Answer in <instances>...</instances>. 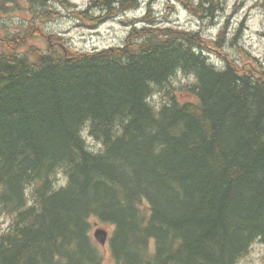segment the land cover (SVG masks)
Returning <instances> with one entry per match:
<instances>
[{
    "label": "trees",
    "instance_id": "obj_1",
    "mask_svg": "<svg viewBox=\"0 0 264 264\" xmlns=\"http://www.w3.org/2000/svg\"><path fill=\"white\" fill-rule=\"evenodd\" d=\"M178 1L213 19L226 3ZM139 5L75 11L103 22ZM154 14L93 51L0 38V264H239L264 246V67L213 62L227 25L211 46ZM93 219L114 228L111 263Z\"/></svg>",
    "mask_w": 264,
    "mask_h": 264
},
{
    "label": "rangeland",
    "instance_id": "obj_2",
    "mask_svg": "<svg viewBox=\"0 0 264 264\" xmlns=\"http://www.w3.org/2000/svg\"><path fill=\"white\" fill-rule=\"evenodd\" d=\"M3 1L0 0V38L7 33L14 35L18 32H30L25 38L21 34V41H25V44L18 48L19 51L25 50L28 45L47 49L53 44L55 48L63 51L75 52L120 46L125 41L133 22H136L135 18H139L152 6L156 17L161 18L159 21L161 24L203 32L207 44L211 46L221 28L227 25V34L231 36L227 35L221 47L213 50V59L224 61L226 56L245 57L250 58L259 67L260 64L264 67V7L257 6L259 4L257 0H224L226 3L223 9L218 11L216 19L196 16L178 0H139L140 5L128 12L125 17L110 18L103 22L76 17L75 10L86 7L89 0H49L45 6L37 2L32 3L31 0H6L5 3ZM240 28L242 35L235 40L233 35ZM30 34L38 35L29 39ZM186 80L182 74L175 81L183 83ZM99 223L109 231L114 229L107 223L101 221ZM103 251L105 261L111 263L113 257L110 246L103 247ZM263 260L264 246L255 243L239 264H263Z\"/></svg>",
    "mask_w": 264,
    "mask_h": 264
},
{
    "label": "water",
    "instance_id": "obj_3",
    "mask_svg": "<svg viewBox=\"0 0 264 264\" xmlns=\"http://www.w3.org/2000/svg\"><path fill=\"white\" fill-rule=\"evenodd\" d=\"M99 236H102L100 239L102 241V243H105L106 239H107V231L105 230H99L97 233Z\"/></svg>",
    "mask_w": 264,
    "mask_h": 264
},
{
    "label": "bare ground",
    "instance_id": "obj_4",
    "mask_svg": "<svg viewBox=\"0 0 264 264\" xmlns=\"http://www.w3.org/2000/svg\"><path fill=\"white\" fill-rule=\"evenodd\" d=\"M96 141V140H95Z\"/></svg>",
    "mask_w": 264,
    "mask_h": 264
}]
</instances>
